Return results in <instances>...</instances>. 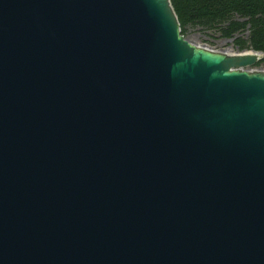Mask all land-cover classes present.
Wrapping results in <instances>:
<instances>
[{
    "label": "water",
    "instance_id": "obj_1",
    "mask_svg": "<svg viewBox=\"0 0 264 264\" xmlns=\"http://www.w3.org/2000/svg\"><path fill=\"white\" fill-rule=\"evenodd\" d=\"M261 57L171 0H0V264H264Z\"/></svg>",
    "mask_w": 264,
    "mask_h": 264
},
{
    "label": "trees",
    "instance_id": "obj_2",
    "mask_svg": "<svg viewBox=\"0 0 264 264\" xmlns=\"http://www.w3.org/2000/svg\"><path fill=\"white\" fill-rule=\"evenodd\" d=\"M180 32L187 25L232 38L238 50L254 49L264 62V0H171Z\"/></svg>",
    "mask_w": 264,
    "mask_h": 264
},
{
    "label": "rangeland",
    "instance_id": "obj_3",
    "mask_svg": "<svg viewBox=\"0 0 264 264\" xmlns=\"http://www.w3.org/2000/svg\"><path fill=\"white\" fill-rule=\"evenodd\" d=\"M183 34L189 41L213 50L227 52L241 51L233 45L232 38L220 36L218 33L212 32V30H203L199 26L187 25ZM244 68L249 70H264V62L247 65Z\"/></svg>",
    "mask_w": 264,
    "mask_h": 264
}]
</instances>
